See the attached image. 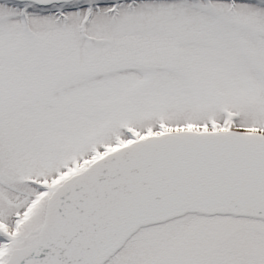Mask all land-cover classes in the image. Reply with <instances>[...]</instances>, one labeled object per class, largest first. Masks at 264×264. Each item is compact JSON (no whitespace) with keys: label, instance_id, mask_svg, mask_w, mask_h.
<instances>
[{"label":"snow or ice","instance_id":"snow-or-ice-1","mask_svg":"<svg viewBox=\"0 0 264 264\" xmlns=\"http://www.w3.org/2000/svg\"><path fill=\"white\" fill-rule=\"evenodd\" d=\"M0 264H264V0H0Z\"/></svg>","mask_w":264,"mask_h":264}]
</instances>
